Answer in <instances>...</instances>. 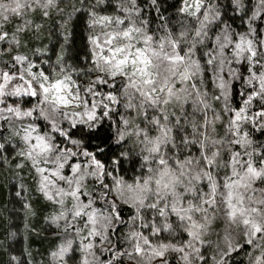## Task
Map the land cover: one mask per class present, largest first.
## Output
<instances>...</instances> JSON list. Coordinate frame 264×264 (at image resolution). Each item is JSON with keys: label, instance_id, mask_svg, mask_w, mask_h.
I'll list each match as a JSON object with an SVG mask.
<instances>
[{"label": "snow or ice", "instance_id": "6c2138e0", "mask_svg": "<svg viewBox=\"0 0 264 264\" xmlns=\"http://www.w3.org/2000/svg\"><path fill=\"white\" fill-rule=\"evenodd\" d=\"M0 264H264V0H0Z\"/></svg>", "mask_w": 264, "mask_h": 264}]
</instances>
